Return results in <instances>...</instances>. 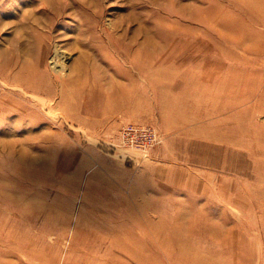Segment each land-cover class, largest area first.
<instances>
[{"label":"rangeland","instance_id":"1","mask_svg":"<svg viewBox=\"0 0 264 264\" xmlns=\"http://www.w3.org/2000/svg\"><path fill=\"white\" fill-rule=\"evenodd\" d=\"M0 243L17 264H264V0H0Z\"/></svg>","mask_w":264,"mask_h":264},{"label":"bare ground","instance_id":"2","mask_svg":"<svg viewBox=\"0 0 264 264\" xmlns=\"http://www.w3.org/2000/svg\"><path fill=\"white\" fill-rule=\"evenodd\" d=\"M256 3V2H255ZM160 29H162V27H160ZM54 47V46H53ZM65 53H64V51L63 50H61L60 49V46H58V44H56V48H55V54H54V56H52V59H50L51 60V63H52V68L53 69H55L56 71L57 70H61V69H63L64 67H65V64H64V62H61L62 60H64V59H62V60H60V58L61 57H65ZM56 56H58V58L56 57ZM51 58V57H50ZM24 152V151H23ZM137 225V224H136ZM116 235V236H115ZM114 236L116 237V238H114V239H116L117 241H118V243H117V246H116V248L114 249L115 251H117V252H121V253H124L125 252V250L127 249V245H126V243L128 244L129 242L126 240V238L123 236V234L122 233H116ZM113 236V237H114ZM121 236L123 237L122 238V240L120 239L121 238ZM138 236L136 235V234H132L131 235V239H135V238H137ZM125 238V239H124ZM111 239V238H110ZM103 241H105V240H103ZM114 240H110V242H109V244L112 246V242H113ZM133 243H135V246H136V242H134L133 241ZM1 244V243H0ZM109 244L108 245H105V248L106 249H108L109 248ZM2 245V244H1ZM0 245V264H3V263H8V264H17V261H14L13 260V262H10V261H12V260H10L8 257H6V256H9V255H12V251L11 250H9V249H5L4 247H3V245L1 246ZM115 245H116V243H115ZM129 245V244H128ZM130 246V245H129Z\"/></svg>","mask_w":264,"mask_h":264},{"label":"built area","instance_id":"3","mask_svg":"<svg viewBox=\"0 0 264 264\" xmlns=\"http://www.w3.org/2000/svg\"><path fill=\"white\" fill-rule=\"evenodd\" d=\"M122 134L124 137L128 138L129 135H133L132 137H135L136 134H138L137 138L139 142L138 144H143L142 146L146 144H153L152 141L158 142L159 137H157V134L152 126L148 125H135L133 123H128L125 125L122 129ZM149 142H148V140ZM152 140V141H151ZM146 143V144H145ZM145 149V148H144Z\"/></svg>","mask_w":264,"mask_h":264}]
</instances>
